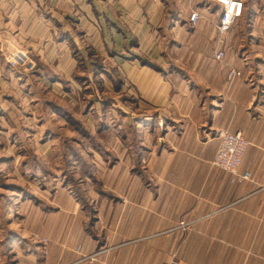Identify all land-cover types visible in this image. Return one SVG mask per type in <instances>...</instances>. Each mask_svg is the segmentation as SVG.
<instances>
[{
    "label": "crops",
    "instance_id": "crops-1",
    "mask_svg": "<svg viewBox=\"0 0 264 264\" xmlns=\"http://www.w3.org/2000/svg\"><path fill=\"white\" fill-rule=\"evenodd\" d=\"M188 3L0 0V86L10 78L6 52L48 55L52 21L65 23L68 5L81 12L87 4L107 21L90 34L121 57L113 62L130 95L120 155L99 187L88 172L39 196L0 192V264H85L83 255H94L91 264H264V27L235 23L218 61L214 27L201 18L193 25ZM254 9L248 18L263 20ZM229 66L241 71L231 84ZM222 129L248 141L236 175L212 164ZM181 219L192 230L180 246Z\"/></svg>",
    "mask_w": 264,
    "mask_h": 264
},
{
    "label": "rangeland",
    "instance_id": "rangeland-1",
    "mask_svg": "<svg viewBox=\"0 0 264 264\" xmlns=\"http://www.w3.org/2000/svg\"><path fill=\"white\" fill-rule=\"evenodd\" d=\"M211 3L193 0L185 8L189 16V6H206L205 20L214 27L217 11ZM78 6H67L65 23L52 21L56 32L48 38V55L39 56L22 48L4 55L10 78L6 76L0 86L1 193L7 192V187L26 191L33 188L34 195L39 196V189L50 184L58 186L62 178L63 182L82 183L79 178L88 176V172L94 173V180L88 183L99 187L100 172L120 155L122 124L130 119L122 106L124 100L128 101L124 97L130 96L128 86L122 83V68L113 62L121 57L101 46L102 36L96 39L90 34L91 30L107 26L106 19L92 17L87 4L82 5V13L76 12ZM52 8L57 11L53 5ZM250 8L264 13L263 0H246L236 26L264 27V18H248ZM16 49L25 51L33 63L31 68L8 64L7 55ZM111 76L114 86L109 82ZM180 221L188 224L179 227ZM180 221L177 229L182 234L181 246L192 228L189 221ZM198 262L206 264V259Z\"/></svg>",
    "mask_w": 264,
    "mask_h": 264
},
{
    "label": "built area",
    "instance_id": "built-area-1",
    "mask_svg": "<svg viewBox=\"0 0 264 264\" xmlns=\"http://www.w3.org/2000/svg\"><path fill=\"white\" fill-rule=\"evenodd\" d=\"M212 6L216 7L217 18L212 21L214 29L218 32V37L215 39L214 45V58L218 61H223L222 51V35L241 17L244 11V0H210ZM193 0H189V5ZM209 7V6H207ZM208 9V8H207ZM206 6L200 9V7L192 8L189 6V21L194 24L199 18L207 19L205 15ZM6 61L11 67H25L31 68L33 63L29 60L25 51L16 49L14 52H10ZM241 75V71L233 66H229L226 74V80L228 84H231L237 76ZM248 146L247 139L240 131H230L228 129H222L219 131V143L215 155L212 160V164L221 169L227 170L234 175L237 174V169L243 159L245 151ZM248 172H244L241 177L247 178ZM184 221L179 222V227H185ZM80 246L77 247L79 249ZM94 259V255H83L77 261H84L85 264H91ZM176 261L172 259L170 263L173 264Z\"/></svg>",
    "mask_w": 264,
    "mask_h": 264
}]
</instances>
